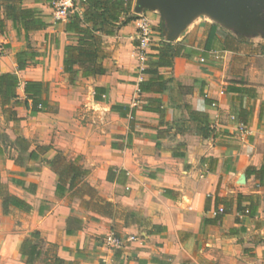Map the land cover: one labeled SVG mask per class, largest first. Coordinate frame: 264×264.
Instances as JSON below:
<instances>
[{
  "label": "crops",
  "instance_id": "0c3cea01",
  "mask_svg": "<svg viewBox=\"0 0 264 264\" xmlns=\"http://www.w3.org/2000/svg\"><path fill=\"white\" fill-rule=\"evenodd\" d=\"M4 5L0 0V71L15 73L19 87L17 102L0 116L36 114L33 140L22 136L31 148H49L25 158L23 175H15L17 163L0 144L3 191L28 204L3 213L0 198V232H16L18 242L11 256L0 248V264H39L42 245L56 250L45 264H264V184L245 173L264 162V36L246 45L207 12L172 34L161 13L147 12L155 29L148 48L137 44L139 16L117 22L109 34L97 31L104 73L66 82L64 47L76 37L54 18L51 0L20 2L47 23L27 35ZM261 12L264 29V6ZM211 24L218 40L206 51ZM164 45L185 48L171 66L155 64ZM26 49L37 55L18 70L15 54ZM26 80L44 86L47 105L36 113L23 104ZM148 80L151 88L140 91ZM55 156L83 171L59 195ZM25 238L40 250L32 263L20 253Z\"/></svg>",
  "mask_w": 264,
  "mask_h": 264
},
{
  "label": "trees",
  "instance_id": "16d2710c",
  "mask_svg": "<svg viewBox=\"0 0 264 264\" xmlns=\"http://www.w3.org/2000/svg\"><path fill=\"white\" fill-rule=\"evenodd\" d=\"M22 0H3L5 3V16L15 25L18 23L24 30L25 34L42 29L47 25L39 16L36 9L22 7ZM75 4L80 6L81 10H74L70 13L64 23V31L76 37V43L67 44L64 47L63 71L68 73L69 81H72L77 73L80 76L87 77L95 74L104 73V68L99 62L101 57V39L97 31L109 34L108 27L115 25L117 22L126 24L135 17H129L132 9L131 0H74ZM126 16V17H124ZM125 18V19H124ZM2 23L0 21V28ZM217 26L211 24L208 30L207 38L204 43V50L212 48L213 43L218 40L216 34ZM185 48L181 45H164L158 51L157 66H171L172 58L178 56ZM37 53L30 49L18 51L15 54L16 66L18 70L25 68L27 60L32 59ZM77 66V68H75ZM151 80L139 83V90L146 91L151 87ZM19 80L13 72L0 71V108L2 112H7L8 106L12 100L17 102V88ZM23 104L29 108L32 113L40 111L47 105L46 98H43L44 86L38 80H26L23 83ZM96 93H104L105 88L96 87ZM96 100L100 96L94 95ZM191 114L198 115L196 112ZM12 153L10 157L14 162L19 163L22 159H38L39 154L48 150V146H37L31 148V142L23 136H16L12 141ZM2 152L0 148V153ZM51 167L59 175V181L56 185V194L59 195L64 189L65 181L68 189H72L76 180L83 171L72 163H64L63 159L55 156L50 161ZM247 176H253L258 185L264 184V162L258 166H248L245 169ZM70 175V177H69ZM109 180V176H108ZM0 198L3 213L8 212L9 206L28 209V204L19 197L3 191V184L0 181ZM252 204V203H251ZM248 207L251 213L256 209V204ZM32 236L38 237V232L32 233ZM20 253L27 256L26 262L32 263L34 258L39 255L40 250L36 243L30 238H25L20 244ZM59 262L60 259H57Z\"/></svg>",
  "mask_w": 264,
  "mask_h": 264
},
{
  "label": "water",
  "instance_id": "95a60500",
  "mask_svg": "<svg viewBox=\"0 0 264 264\" xmlns=\"http://www.w3.org/2000/svg\"><path fill=\"white\" fill-rule=\"evenodd\" d=\"M262 6L264 0H135L134 11L158 9L170 26L171 33L175 34L198 12H207L248 31L250 25L263 26L260 19Z\"/></svg>",
  "mask_w": 264,
  "mask_h": 264
},
{
  "label": "rangeland",
  "instance_id": "374dc122",
  "mask_svg": "<svg viewBox=\"0 0 264 264\" xmlns=\"http://www.w3.org/2000/svg\"><path fill=\"white\" fill-rule=\"evenodd\" d=\"M131 5H132V9L130 11V13L128 14L129 17H135V16H139L140 17V13H143V16H147V12L150 14H155V15H159L160 12L158 9H150V8H142L139 11H134V6H135V0H131ZM126 17V16H124ZM209 18L212 21H216L218 23H220V29L221 31L224 32H231L233 34H237L238 35V39H241L243 43H246V45L250 44L249 42V38L251 37H261L264 36V29H262L260 26L256 25L254 26V28L251 27V25L249 26L250 29H248V34H246L244 32L243 29H240L236 24H229V23H223L218 21L217 19H215L213 16L209 15ZM125 19V18H124ZM164 24L166 25V19L163 21ZM168 25V24H167ZM169 26V25H168ZM155 30V29H154ZM246 31V30H245ZM155 32V31H154ZM69 79H66V82H68ZM61 90H65V86L62 84H59ZM72 88H79L80 84L78 83H73V85H71ZM70 87V88H71ZM69 88V87H68ZM51 109L56 107V104H50ZM9 114L6 113L4 114L3 117L0 116V144H2L3 148L6 150V154H11L12 153V140L14 139V136L16 135H21L24 133L29 134L30 139L33 140L32 138V134L34 132V130L36 129V127L38 126V123L40 122V119L38 117H36L35 115H28L26 114L25 116L19 117L15 119H10L9 118ZM15 136V137H16ZM36 136V135H35ZM27 164L26 159H22V161H20L19 163H17L16 167L17 170H15L13 173L15 175L18 174H22L21 172H19L18 170L20 168L25 167ZM16 177V176H14ZM4 236L3 238H1V236ZM16 232L14 231H7L6 233L0 232V248H4L7 250L8 254L11 256L13 253V250H15L16 246H17V240L15 238ZM44 250L46 249L45 252V258L41 259L39 264H45L46 262L48 263L47 259L49 258V254L53 253L54 251H56L54 249V247L52 246H46V245H42L41 246Z\"/></svg>",
  "mask_w": 264,
  "mask_h": 264
},
{
  "label": "built area",
  "instance_id": "2783aa9c",
  "mask_svg": "<svg viewBox=\"0 0 264 264\" xmlns=\"http://www.w3.org/2000/svg\"><path fill=\"white\" fill-rule=\"evenodd\" d=\"M51 3L53 6L54 18L61 22H65L72 11L81 10L80 6L76 5L74 0H51ZM138 20L136 40L139 49L144 51L151 44L154 28L146 17L140 16ZM222 211L223 209L220 208L219 212ZM108 240L113 246H118L120 244V239L113 232L109 233Z\"/></svg>",
  "mask_w": 264,
  "mask_h": 264
}]
</instances>
